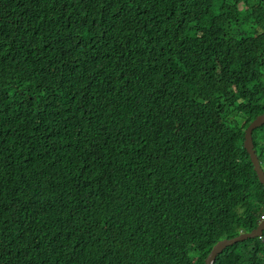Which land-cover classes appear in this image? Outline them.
Listing matches in <instances>:
<instances>
[{
	"label": "trees",
	"instance_id": "obj_1",
	"mask_svg": "<svg viewBox=\"0 0 264 264\" xmlns=\"http://www.w3.org/2000/svg\"><path fill=\"white\" fill-rule=\"evenodd\" d=\"M263 114L264 0H0V264H205L263 221Z\"/></svg>",
	"mask_w": 264,
	"mask_h": 264
},
{
	"label": "water",
	"instance_id": "obj_2",
	"mask_svg": "<svg viewBox=\"0 0 264 264\" xmlns=\"http://www.w3.org/2000/svg\"><path fill=\"white\" fill-rule=\"evenodd\" d=\"M264 126V114L257 117L250 126L246 128L244 131V141L243 146L246 150V152L249 153L252 164L254 166V170L259 176L261 183L264 185V168L261 163V159L259 156V153H257L255 149V144L253 141V132L255 129L263 127ZM264 236V221L260 224L259 227L251 231L250 233H242L241 235H238L237 237H234L232 239H225L217 242L215 245L212 246V249L210 251V254L206 258L205 264H213L216 257L221 253V251L227 247L232 246L235 243L244 242L250 239H256V238H263Z\"/></svg>",
	"mask_w": 264,
	"mask_h": 264
},
{
	"label": "built area",
	"instance_id": "obj_3",
	"mask_svg": "<svg viewBox=\"0 0 264 264\" xmlns=\"http://www.w3.org/2000/svg\"><path fill=\"white\" fill-rule=\"evenodd\" d=\"M263 220H264V216H263Z\"/></svg>",
	"mask_w": 264,
	"mask_h": 264
},
{
	"label": "clouds",
	"instance_id": "obj_4",
	"mask_svg": "<svg viewBox=\"0 0 264 264\" xmlns=\"http://www.w3.org/2000/svg\"><path fill=\"white\" fill-rule=\"evenodd\" d=\"M263 221H264V220H263ZM263 221H262V222H263Z\"/></svg>",
	"mask_w": 264,
	"mask_h": 264
}]
</instances>
